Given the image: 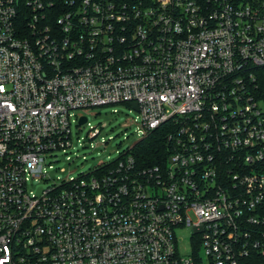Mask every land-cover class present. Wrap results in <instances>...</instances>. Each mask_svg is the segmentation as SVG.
<instances>
[{"label": "built area", "instance_id": "obj_1", "mask_svg": "<svg viewBox=\"0 0 264 264\" xmlns=\"http://www.w3.org/2000/svg\"><path fill=\"white\" fill-rule=\"evenodd\" d=\"M47 5L0 0V264L264 256V103L251 72L264 67V0H64L55 26ZM133 103L144 138L172 123L165 165L139 170L129 150L30 194L47 155L71 149L73 111ZM180 228L192 256L179 254Z\"/></svg>", "mask_w": 264, "mask_h": 264}, {"label": "rangeland", "instance_id": "obj_2", "mask_svg": "<svg viewBox=\"0 0 264 264\" xmlns=\"http://www.w3.org/2000/svg\"><path fill=\"white\" fill-rule=\"evenodd\" d=\"M78 116H86L88 123L79 125ZM72 147L67 154L62 151L49 154L46 158V178L34 179L28 176L30 194L40 188L48 189L60 180L79 179L102 163L113 162L121 158L137 143L144 139L145 130L141 114L129 104L96 107L88 110H76L71 116ZM100 130L97 137L91 139L95 130ZM69 157L71 160H69ZM178 249L181 256H192L195 252V240L190 228L177 230ZM204 259V250L198 252Z\"/></svg>", "mask_w": 264, "mask_h": 264}, {"label": "trees", "instance_id": "obj_3", "mask_svg": "<svg viewBox=\"0 0 264 264\" xmlns=\"http://www.w3.org/2000/svg\"><path fill=\"white\" fill-rule=\"evenodd\" d=\"M48 2L45 17L53 26L57 25V19L63 11L64 0H44ZM255 76L254 96L258 101L264 103V67L251 70ZM172 123H167L161 128L149 133L143 140L137 143L131 154L135 160L136 167L146 169L158 165H165L171 153V146L167 141V135L173 128ZM259 255V254H258ZM245 264H264V256H258L244 262Z\"/></svg>", "mask_w": 264, "mask_h": 264}, {"label": "water", "instance_id": "obj_4", "mask_svg": "<svg viewBox=\"0 0 264 264\" xmlns=\"http://www.w3.org/2000/svg\"><path fill=\"white\" fill-rule=\"evenodd\" d=\"M132 107H133V109H135L136 111L139 110V108H138V104H137V103H133V104H132ZM87 121H88V118H87V117H82V118L80 119V121H79V125H85V124L87 123Z\"/></svg>", "mask_w": 264, "mask_h": 264}]
</instances>
